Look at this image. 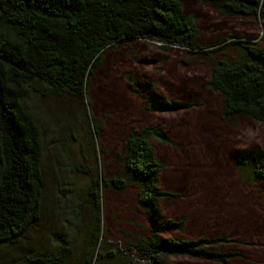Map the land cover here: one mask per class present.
Instances as JSON below:
<instances>
[{
    "label": "rangeland",
    "instance_id": "rangeland-1",
    "mask_svg": "<svg viewBox=\"0 0 264 264\" xmlns=\"http://www.w3.org/2000/svg\"><path fill=\"white\" fill-rule=\"evenodd\" d=\"M180 1L201 31L194 48L164 50L151 39L111 47L89 77L88 101L69 96L30 101L42 130L43 208L40 220L19 245L0 247V264H19L24 253L51 250L54 235L72 244L69 264H85L80 260L82 222L87 223L93 213L86 201L89 174L101 168L106 179L118 175L122 166L117 153L129 132L151 125H158L171 140L170 144L152 141L162 165L157 186L180 195L159 203L160 219H185L186 225L183 232L163 237L225 236L241 244L223 249L245 255L228 264H264V181L247 180L235 166L242 153L264 146V123L249 118L224 121L222 97L208 88L211 64L236 55L234 46L222 47L237 41L264 49V8L258 17H231L218 13L211 0ZM148 84L164 102L186 107L152 108ZM94 120L101 129L99 136ZM138 199L135 185L122 193L104 190L101 221L106 239L98 247L103 257L95 264H133L126 246L135 237H148L152 227ZM169 264L215 263L178 257Z\"/></svg>",
    "mask_w": 264,
    "mask_h": 264
},
{
    "label": "trees",
    "instance_id": "trees-1",
    "mask_svg": "<svg viewBox=\"0 0 264 264\" xmlns=\"http://www.w3.org/2000/svg\"><path fill=\"white\" fill-rule=\"evenodd\" d=\"M211 4L221 15L231 17H258L264 8V0H211ZM200 34L195 17L185 14L180 0H0V247L19 245L40 220L43 208L42 130L30 101L57 96L88 101L89 77L107 49L147 39L156 40L164 50L192 49ZM228 46H234L236 55L212 63L208 81V88L222 97L221 118L264 123V49L257 43L237 41L222 48ZM151 86L146 91L152 108L186 107L164 102ZM93 129L99 136L96 121ZM153 140L171 143L158 125L132 129L117 153L121 172L110 179L101 168L89 174L86 201L93 213L87 223L82 222L80 260L95 264L102 256L98 247L106 239L101 221L104 190L122 193L132 185L139 187L137 204L152 225L148 237H135L125 248L133 264H169L178 257L215 264L244 259L241 252L223 249L241 244L225 236L163 237L183 232L186 225L185 219H160L159 203L180 195L157 186L162 165ZM235 166L247 180L264 181V146L242 153ZM78 219L75 216V224ZM72 253L70 241L54 235L51 250L24 253L19 264H69Z\"/></svg>",
    "mask_w": 264,
    "mask_h": 264
}]
</instances>
